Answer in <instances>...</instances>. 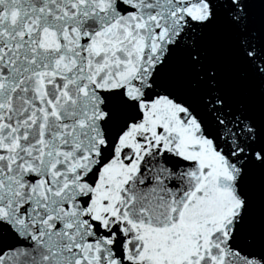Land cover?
<instances>
[{"label":"snow or ice","instance_id":"1","mask_svg":"<svg viewBox=\"0 0 264 264\" xmlns=\"http://www.w3.org/2000/svg\"><path fill=\"white\" fill-rule=\"evenodd\" d=\"M0 264H264V0H0Z\"/></svg>","mask_w":264,"mask_h":264}]
</instances>
